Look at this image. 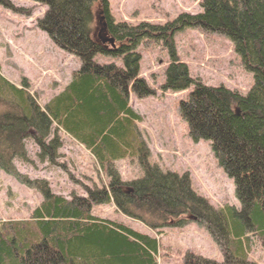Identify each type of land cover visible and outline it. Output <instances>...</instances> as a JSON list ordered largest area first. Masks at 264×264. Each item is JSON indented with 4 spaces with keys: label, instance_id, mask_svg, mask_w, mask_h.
<instances>
[{
    "label": "trees",
    "instance_id": "1",
    "mask_svg": "<svg viewBox=\"0 0 264 264\" xmlns=\"http://www.w3.org/2000/svg\"><path fill=\"white\" fill-rule=\"evenodd\" d=\"M33 1L46 6L37 26L56 45L77 55L81 64L64 89L42 107L25 80L19 87L0 74V169L14 175L10 160L22 158L27 139L38 147L39 158L49 157L60 147L55 131L62 129L105 168L109 180L86 189V197L70 199L38 188L42 200L28 220L0 222V264H157L156 238L90 214L92 204L110 201L151 229L180 226L193 217L221 250L222 261L187 254L183 264H253L247 259L250 235L264 249V0H200L197 13L135 26L115 22L107 0ZM95 1L115 40L112 49L88 35ZM0 6L11 8L6 0H0ZM183 28L217 33L232 43L252 75L245 95L188 77L172 41L173 33ZM146 38L162 41L170 53L162 88L192 86L178 113L193 142L210 143L218 167L233 181L238 207L213 208L192 191L186 175L149 164L135 125L141 118L128 103L130 88L139 97L152 94L137 78L136 48ZM96 56L118 58L122 66L99 64ZM135 153L143 175L124 182L111 162Z\"/></svg>",
    "mask_w": 264,
    "mask_h": 264
},
{
    "label": "rangeland",
    "instance_id": "2",
    "mask_svg": "<svg viewBox=\"0 0 264 264\" xmlns=\"http://www.w3.org/2000/svg\"><path fill=\"white\" fill-rule=\"evenodd\" d=\"M6 2L11 6L10 10L0 6V74L16 86L25 80L28 91L42 107L62 91L80 61L77 55L56 45L48 33L37 26V20L46 8L44 4L33 0ZM107 2L113 20L129 26L142 21L164 24L180 13L200 11V0ZM100 9L99 2L91 4L88 35L107 46L108 34L101 24L104 20ZM172 40L177 61L186 67L188 77L197 79L202 85L223 86L239 94H246L251 87V73L243 68L231 42L224 36L199 28H183L173 33ZM136 52L140 55L139 76L154 91L142 98L132 91L129 93L131 106L142 117L137 129L149 150V164H155L162 172L186 175L192 191L213 208L225 204L238 207L233 181L218 167L210 143L205 140L193 142L187 135L186 123L178 114V103L190 88L173 91L161 87L169 62L168 48L162 41L146 38L137 46ZM96 61L121 66L118 58L96 56ZM55 133L60 147L49 157L39 158L38 147L27 139L22 158L18 155L10 160L16 173L5 174L0 170V222L28 220L30 212L42 199L40 187L70 199L86 196L88 188L107 184L109 178L105 168L82 144L62 129ZM138 154H128L111 162L122 181L142 177ZM90 214L100 219L122 221L155 237L159 245L157 264H183L187 254L222 261V252L208 232L190 219L182 226L150 229L117 211L112 203L93 205ZM249 244L248 261L264 264V249L255 235H250Z\"/></svg>",
    "mask_w": 264,
    "mask_h": 264
}]
</instances>
